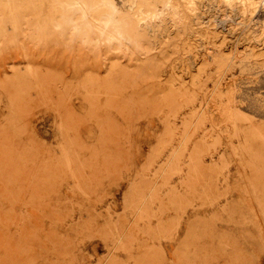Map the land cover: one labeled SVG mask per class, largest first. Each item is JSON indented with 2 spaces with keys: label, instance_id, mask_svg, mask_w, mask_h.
<instances>
[{
  "label": "rangeland",
  "instance_id": "obj_1",
  "mask_svg": "<svg viewBox=\"0 0 264 264\" xmlns=\"http://www.w3.org/2000/svg\"><path fill=\"white\" fill-rule=\"evenodd\" d=\"M167 1L131 39L100 0L1 24L0 264H264V0Z\"/></svg>",
  "mask_w": 264,
  "mask_h": 264
},
{
  "label": "bare ground",
  "instance_id": "obj_2",
  "mask_svg": "<svg viewBox=\"0 0 264 264\" xmlns=\"http://www.w3.org/2000/svg\"><path fill=\"white\" fill-rule=\"evenodd\" d=\"M56 1L57 2H60L61 0H56ZM64 1H63V3H64ZM90 1H92V0H90ZM100 1L101 2H100L99 5L102 8H104L103 11H105V13H104V17L103 18L101 16L99 17L97 15L98 13H96V15L99 18H102L100 21H99V19L97 20L99 22L96 25H97V27H98V29L100 31L101 38H104V40H105V38H108L111 41L112 40H119L120 38H122L123 37V34H124L123 31H126L127 36H129V39H131V38H133V35H134L135 31H136V27H139L140 28V31H141V34H142V31H144L143 30L144 28H147L148 29L149 27H151L153 21L161 20L165 16V13L166 12L169 13V14L167 13L168 15L171 14L170 17L171 16L172 17H174V16L176 17L177 13L179 12V11L178 12L176 11V5H177L178 2L175 4V2L173 3V2L167 1L166 4H165V6H164V8L162 7L164 9L162 11V10H159L158 9V7L161 8V6H157V3H150V9L145 8V9H147V10H145L144 9V3H143L144 0H121L122 1V4L124 5V7L127 10V12H128V14H129V16H130L131 19L129 20V18H128L129 16L127 18H124L122 16V17H120L121 18L120 21H117V19H115V15L117 14V9H116L117 7L114 6V4L116 5V3L113 4V1L112 0H100ZM187 1H192V2L195 3V0H187ZM202 1L203 0H201V2ZM227 1H228V2H226L227 4H231L233 2L234 3H237L238 0H227ZM45 2H46V0H15L13 2H11L9 0L8 1H6V0L0 1V42L2 41L1 40V36H2V32H3L2 25H1L2 23L8 22V24L13 25L16 28V30H19L20 31V29H22L23 27L28 26L27 24L29 23V21H28V18L29 17H32L34 19V23H33V25L31 27H32V31H34L37 34V37L38 38L42 39L45 36H47L48 34H51L52 33V32L49 33V31H50L49 24L51 25V27H52L53 30H55L56 32H58V34L61 36V38H67L69 36L71 38V36L74 34L75 30H77V28L79 27V25L83 23L82 21H83V19L85 17L83 18L82 17V14L87 9V5L89 4V2L87 4L86 1H84V0H69L68 11H67V10L64 9V7L60 3L57 4V2L55 3V1H54V3L56 5H54V6L52 5V7H49L48 6L49 7V11H50L48 16H45V8H46L45 7ZM197 2H199V1H197ZM215 2H216V0H215ZM243 2H244L242 4L243 5V8H245V9H248L249 8L250 10H253V11L258 10L257 9L258 8V2H257V0H244ZM162 3H161V5H162ZM148 4H149V2H148ZM220 4H222V3H220ZM96 5H95V7H96ZM233 5H231V6H233ZM151 6H152V8H151ZM97 7H99V6L97 5ZM148 7H149V5H148ZM185 7H186V5H185ZM94 8L92 10H94ZM9 9H11V11L9 12L8 15H6V13L8 12ZM229 9H231V7ZM243 12H244V10H243ZM124 16L126 17L125 14H124ZM180 16L178 18H180ZM3 17H5V18L3 19ZM81 19H82V21H80ZM173 20H175V19H173ZM97 21H96V23H97ZM159 25H163V24H159ZM90 27H91V25H90ZM158 27H160V26H158ZM151 28H153V27H151ZM146 33H148V32H146ZM158 33H160V32H158ZM87 35L88 34L86 33V37H87ZM144 36H146V35H144ZM158 36H159V34H158ZM151 37L154 38V36H152V35H151ZM96 39H98V38L96 37ZM104 40H103V43H104ZM132 40H131V43H132ZM138 40H140V39H138ZM150 40H152V39H150ZM133 43H134V41H133ZM133 47H134V45H133ZM149 47H150V44H149ZM148 49L150 50L151 48H148ZM148 49L146 50V52L148 51ZM153 50H151V51H153ZM118 94H119L118 92L115 93V95H117V96H118Z\"/></svg>",
  "mask_w": 264,
  "mask_h": 264
}]
</instances>
